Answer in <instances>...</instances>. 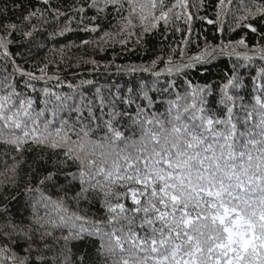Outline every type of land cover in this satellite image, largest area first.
<instances>
[{
	"label": "snow or ice",
	"instance_id": "snow-or-ice-1",
	"mask_svg": "<svg viewBox=\"0 0 264 264\" xmlns=\"http://www.w3.org/2000/svg\"><path fill=\"white\" fill-rule=\"evenodd\" d=\"M65 2L0 6V264H264V0ZM66 61L141 75L58 94Z\"/></svg>",
	"mask_w": 264,
	"mask_h": 264
},
{
	"label": "trees",
	"instance_id": "trees-1",
	"mask_svg": "<svg viewBox=\"0 0 264 264\" xmlns=\"http://www.w3.org/2000/svg\"><path fill=\"white\" fill-rule=\"evenodd\" d=\"M4 3H5V0H0V6H2ZM69 3H71V0H66L65 6H67V4ZM7 6L9 9L12 8V4L10 2H8ZM209 15L211 16V9H209ZM224 27H225V30H227L228 22L225 23ZM194 28L196 32L200 33L201 43H203L204 36H207L210 42L214 40L218 42L219 34L215 32V28H216L215 25H206L200 21H197L195 23ZM241 34H243L242 31H238L235 33H231L230 35L232 39H236V38H239V35ZM76 35L77 34L75 33L73 34V39L75 38ZM79 35H86V34L79 33ZM249 39H251V37H249ZM68 43L71 44L72 40H69ZM61 47H63V45H61ZM118 52H119V49H117V53ZM40 55H43V53H40ZM67 55L72 56L74 58H79L85 55L91 56L92 54H91V51H89L86 54L83 50L72 48L71 51L67 53ZM148 55L150 56L152 55V53L150 52L148 53ZM94 58L99 60L101 65H103L106 62L112 63L113 53L111 50H109L107 53H97ZM146 61H147V56H145V54L142 52H137L136 54L128 53L125 55H117L115 59L116 64H129V63L140 64L141 62H146ZM74 62H75V59L71 61V63H74ZM227 63H228L227 59H225L223 63L219 64L218 69H214L208 75L209 83H213V82L218 83L222 79L224 73L229 70L228 68H225V65ZM69 64L70 62L66 61L64 65H61V69H65V70H58L55 65H52L49 70L51 73L58 74L62 77L63 82L61 86H55L56 85L55 81H52L47 85L48 87L52 89V91H55L58 94H67V93L72 92V90L67 87L69 83L74 85V88L77 92H83L86 96L91 95V93L94 91V87H101L104 93L107 94L109 91L115 92L117 87L123 88L126 82L139 80L140 75H141L137 73L135 77H130L125 74H116L115 67H113L108 72L104 71L103 69H101L98 72H93L91 70V65L76 69V68L69 66ZM30 70H33V69L30 68ZM84 78L94 80L95 84L94 85H81L80 79H84ZM17 79H19V77H17ZM192 79L195 82H198L201 84L205 82L204 78L201 77L200 74H194L192 76ZM45 86L46 85L44 81H40L36 83L38 94L40 93V90ZM42 98H43L42 94H39L37 96L38 100ZM217 99H218V95H213L208 98L209 100L208 107L210 109L215 110L217 108ZM38 107H43V105H38ZM164 107L165 106L163 104L158 105L159 111L163 112ZM71 207L73 208V210H75V205H71ZM80 211H82L84 214H86L90 218L100 219L103 216V210L100 208V204L98 202H93L91 204L82 202L80 205Z\"/></svg>",
	"mask_w": 264,
	"mask_h": 264
}]
</instances>
